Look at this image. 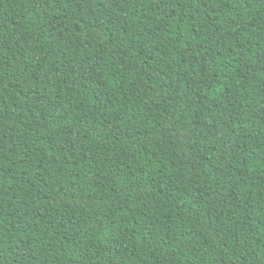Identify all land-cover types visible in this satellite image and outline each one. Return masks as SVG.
Instances as JSON below:
<instances>
[{"label": "trees", "instance_id": "1", "mask_svg": "<svg viewBox=\"0 0 264 264\" xmlns=\"http://www.w3.org/2000/svg\"><path fill=\"white\" fill-rule=\"evenodd\" d=\"M0 264H264V0H0Z\"/></svg>", "mask_w": 264, "mask_h": 264}]
</instances>
